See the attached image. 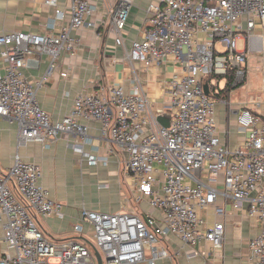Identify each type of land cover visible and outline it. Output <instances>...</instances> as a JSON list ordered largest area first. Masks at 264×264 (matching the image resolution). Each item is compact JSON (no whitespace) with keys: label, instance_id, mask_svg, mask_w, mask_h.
<instances>
[{"label":"built area","instance_id":"obj_1","mask_svg":"<svg viewBox=\"0 0 264 264\" xmlns=\"http://www.w3.org/2000/svg\"><path fill=\"white\" fill-rule=\"evenodd\" d=\"M99 1L70 0L69 18L54 35L50 30L56 19L66 18L65 11L58 0H43L55 11L46 25L49 32L0 34V120L17 125L18 146L36 141L48 147L62 136H71L74 150L90 165L105 164L106 158L84 151L91 140L79 120L99 122L100 135L111 150L126 154L123 171L132 188L161 216L82 208L72 226L82 237L51 240L37 217H61L63 204L53 200L39 182V166L16 156L0 173V264H97L93 248L101 254L102 264H155L171 256L163 245L169 235L188 246L187 257L199 254L204 241L220 249L224 220L204 228L198 214L199 208L215 205L219 195L234 209L246 204V214L258 219L259 232L248 245L256 264H264V120L242 106L236 120L245 135L241 145L230 149L217 134L210 97L219 79L231 88L245 79L247 54L236 48L235 35L242 17H247V30L255 16L264 19V0L151 1L141 37L131 42L122 58L111 59L131 67L134 62L160 66L174 56L181 72L168 82L166 103L153 105L134 77L129 93L119 86L101 85L92 93L77 94L71 110L53 121L39 105L24 68L32 58L43 56L46 70L38 84L55 72L66 77L67 70H59L61 55L75 52L74 32L96 25L93 16ZM132 4L133 0H113L104 12L117 46L123 44ZM161 114L169 115V126L158 122ZM215 212L223 215L224 208L215 205Z\"/></svg>","mask_w":264,"mask_h":264},{"label":"crops","instance_id":"obj_2","mask_svg":"<svg viewBox=\"0 0 264 264\" xmlns=\"http://www.w3.org/2000/svg\"><path fill=\"white\" fill-rule=\"evenodd\" d=\"M151 1L133 0L123 31V44L117 46L104 14L113 0H100L93 16L96 25L74 32L72 35L78 39L75 52H63L61 55L59 70H67L66 77L55 72L38 84L45 74L46 62L43 56L30 60L24 73L36 89L39 105L51 115L53 121L61 120L71 110L77 94L92 93L101 85L119 86L129 93L136 83L134 77L138 78L153 105L166 103L168 82L173 74L181 72V63L174 56H168L160 66H142L134 62L131 67L111 59L122 58L131 42L141 37L145 10ZM69 2L58 0L66 18L55 20V28L50 30L54 35L69 18ZM54 18V8L45 5L43 0H0V34L11 31L49 32L46 25ZM246 19V16L240 19L241 30L235 35L236 48L247 54L245 79L232 88L226 80L219 79L216 87L211 88L210 96L215 103L217 134L230 149L241 145L245 135L236 120V112L242 106L264 120V19L255 16L250 30L246 28ZM199 36L203 35L199 33ZM79 121L87 126L91 140L90 144L84 145V151L106 158L105 164H88L74 150L71 136H62L48 147L36 141L18 146L17 125L9 120H0V173L6 172L16 156L22 161L34 163L41 170L39 182L48 189L53 200L63 204L61 217H37L43 234L54 241L81 238V235L73 232L72 226L78 222L82 208L109 213L132 210L139 215L159 219L160 212L152 208L146 199L139 198L138 192L131 186L130 178L123 171L122 163L126 154L111 150L108 140L100 135L99 122L91 119ZM215 205L224 208L223 215L216 214ZM215 205L199 208L198 214L203 219L204 228L224 220L225 231L220 249L204 241L198 247L199 254L187 257L188 246L169 235L163 245L171 256L158 259L155 264H256L248 242L259 232L258 219L246 214V204H243L242 209H234L220 195L216 197ZM85 227L88 228V225Z\"/></svg>","mask_w":264,"mask_h":264},{"label":"water","instance_id":"obj_3","mask_svg":"<svg viewBox=\"0 0 264 264\" xmlns=\"http://www.w3.org/2000/svg\"><path fill=\"white\" fill-rule=\"evenodd\" d=\"M203 88H204L205 93L209 94L208 85L204 84ZM157 120L162 126H164V127L169 126V115L168 114L159 115L157 117ZM93 250H94V255L97 259V264H102L101 254L99 253V251L96 248H93ZM108 259H111V258H108Z\"/></svg>","mask_w":264,"mask_h":264},{"label":"rangeland","instance_id":"obj_4","mask_svg":"<svg viewBox=\"0 0 264 264\" xmlns=\"http://www.w3.org/2000/svg\"><path fill=\"white\" fill-rule=\"evenodd\" d=\"M86 238L90 241V239H89V238H90L89 235H87ZM91 241H92V240H91ZM103 259H104V255H103Z\"/></svg>","mask_w":264,"mask_h":264}]
</instances>
